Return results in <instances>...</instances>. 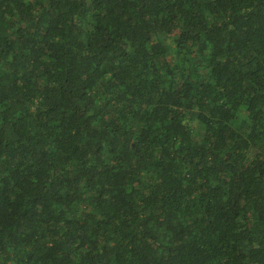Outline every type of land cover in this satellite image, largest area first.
Masks as SVG:
<instances>
[{
  "label": "trees",
  "instance_id": "obj_1",
  "mask_svg": "<svg viewBox=\"0 0 264 264\" xmlns=\"http://www.w3.org/2000/svg\"><path fill=\"white\" fill-rule=\"evenodd\" d=\"M0 264H264V0H0Z\"/></svg>",
  "mask_w": 264,
  "mask_h": 264
}]
</instances>
